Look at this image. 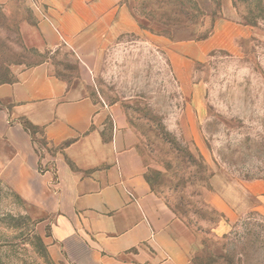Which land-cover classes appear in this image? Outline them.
I'll return each mask as SVG.
<instances>
[{
	"label": "crops",
	"instance_id": "obj_1",
	"mask_svg": "<svg viewBox=\"0 0 264 264\" xmlns=\"http://www.w3.org/2000/svg\"><path fill=\"white\" fill-rule=\"evenodd\" d=\"M135 5L0 0V177L45 223L50 250L73 264H194L195 238L264 213V180L218 170L196 181L189 205L150 185L146 151L95 97L96 60L141 32ZM189 32L155 38L168 41L170 73L190 86L197 124L205 116L197 74L215 55L254 51L262 33L233 0L216 1L207 36Z\"/></svg>",
	"mask_w": 264,
	"mask_h": 264
},
{
	"label": "rangeland",
	"instance_id": "obj_2",
	"mask_svg": "<svg viewBox=\"0 0 264 264\" xmlns=\"http://www.w3.org/2000/svg\"><path fill=\"white\" fill-rule=\"evenodd\" d=\"M216 1L135 0L141 32L118 39L94 65V95L146 151L150 185L188 205L196 181L218 170L238 181L264 180V0H233L262 37L254 51L215 55L197 74L205 114L197 124L190 86L170 73L168 41L155 38L168 28L207 36ZM213 235L195 238L194 264H264V213L250 212ZM48 241L45 223L0 177V264H73Z\"/></svg>",
	"mask_w": 264,
	"mask_h": 264
},
{
	"label": "trees",
	"instance_id": "obj_3",
	"mask_svg": "<svg viewBox=\"0 0 264 264\" xmlns=\"http://www.w3.org/2000/svg\"><path fill=\"white\" fill-rule=\"evenodd\" d=\"M247 24H249V23H247ZM249 25H251V24H249ZM251 26H253V25H251ZM28 130H29L31 136L34 137L35 131H34L33 129H28ZM34 141H35V140H34ZM42 144H44V143L42 142ZM198 179H199V178H198Z\"/></svg>",
	"mask_w": 264,
	"mask_h": 264
}]
</instances>
